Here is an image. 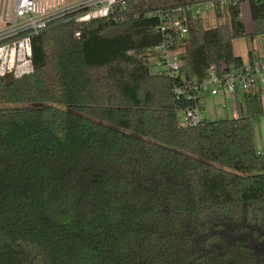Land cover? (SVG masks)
<instances>
[{"label": "trees", "instance_id": "trees-1", "mask_svg": "<svg viewBox=\"0 0 264 264\" xmlns=\"http://www.w3.org/2000/svg\"><path fill=\"white\" fill-rule=\"evenodd\" d=\"M120 0L106 17L70 9L32 35V73L0 75V264H264V152L253 118L179 123L177 95L211 64L243 67L234 42L264 35V0H237L207 27L189 14L183 40L159 16L197 2ZM181 49L175 73L155 48ZM152 59H154L152 61Z\"/></svg>", "mask_w": 264, "mask_h": 264}, {"label": "built area", "instance_id": "built-area-1", "mask_svg": "<svg viewBox=\"0 0 264 264\" xmlns=\"http://www.w3.org/2000/svg\"><path fill=\"white\" fill-rule=\"evenodd\" d=\"M120 0H84L70 4L68 0H0V75L12 74L21 77L34 70L32 35L44 28L51 19L70 9L88 8L77 20L106 17ZM237 0L197 2L178 8L171 13L160 11L149 15L159 16V26L167 39L183 40L189 33V14L201 16L204 10L223 8ZM77 5L76 7H73ZM180 50V49H179ZM169 50L164 42L155 48L161 56L155 62V70L175 73L182 64L181 51ZM264 87V62L253 59L243 67L227 68L211 64L202 82L184 80V85L175 89L177 95H184L194 101L191 108L184 110L179 123L182 126L195 125L204 119L203 106L206 91L235 101L252 87ZM226 106V104L224 103ZM238 114V113H237Z\"/></svg>", "mask_w": 264, "mask_h": 264}, {"label": "rangeland", "instance_id": "rangeland-1", "mask_svg": "<svg viewBox=\"0 0 264 264\" xmlns=\"http://www.w3.org/2000/svg\"><path fill=\"white\" fill-rule=\"evenodd\" d=\"M84 0H68L70 4H78L79 2H82ZM77 5L73 6L76 7ZM202 18L204 20V23L207 27H214L217 24L224 23L226 21V16L218 17L215 14V11L213 8H210L208 10H204L202 14ZM241 18L244 22L245 29L247 33H251L253 31V21L251 18L250 13V7H249V1L244 0L241 3ZM235 52L238 55L243 56L244 58L248 59V56L250 53H252L255 57H259L264 53V35H258V36H244L240 39L235 40L234 42ZM179 51L182 52L180 49ZM154 59H152L153 61ZM220 96L216 97L214 95H211L210 91H206L204 96V110H203V116L204 118H207L209 120H216V119H223L226 116V113L224 112V109L220 106ZM243 103V109L245 110V101L242 99ZM233 108L230 105V117L233 113ZM262 113L260 116H257L253 118L252 122L255 127L256 135L259 131H261L264 118ZM261 133V132H260ZM257 145V141L255 139V146Z\"/></svg>", "mask_w": 264, "mask_h": 264}, {"label": "crops", "instance_id": "crops-1", "mask_svg": "<svg viewBox=\"0 0 264 264\" xmlns=\"http://www.w3.org/2000/svg\"><path fill=\"white\" fill-rule=\"evenodd\" d=\"M252 58L253 59H259L262 62H264V53L262 55H260L259 57H255L252 54ZM244 59L247 61L246 58H244ZM260 90L262 92L263 113H264V87H262V88L260 87ZM216 97H219V96H216ZM242 99L244 100V96L242 94H240L235 101H233L232 99L226 100L224 97L220 96V100H221L220 101V106L224 109V112L226 113V116H230L229 115L230 114V105L233 108V110H232L233 113H232L231 117L237 116L239 114L240 109H242V107H243ZM224 103L226 104V106L224 105ZM263 118H264V116H263ZM253 129H254L255 139L257 141L256 148H257V150L259 152L263 153L264 152V122H263V125H262V128H261V131H259L257 135H256V131H255L254 125H253Z\"/></svg>", "mask_w": 264, "mask_h": 264}]
</instances>
